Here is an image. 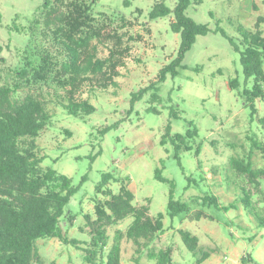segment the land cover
<instances>
[{
    "label": "rangeland",
    "instance_id": "rangeland-1",
    "mask_svg": "<svg viewBox=\"0 0 264 264\" xmlns=\"http://www.w3.org/2000/svg\"><path fill=\"white\" fill-rule=\"evenodd\" d=\"M68 1L51 0L45 6V0H0V86L13 80L15 70L23 66L27 45H35L36 35L44 43L46 18L66 11ZM156 1L161 0H98L93 5L98 18L116 13L148 22L154 47L142 48V61H133L123 71L119 86L92 97L96 110L91 114L81 118L67 113L52 100L46 85H27L15 94L19 99L28 93L43 99L52 120L37 138V151L45 156L42 166L67 174L72 184L80 187L66 208L70 215H65L60 224L66 237L77 239L78 243H65L58 237L39 239L41 264H91L84 257L92 238L86 215L95 220L96 200L109 198L103 192L97 193L104 172L114 175L106 188L118 193L123 179L135 193V205L149 204L151 216L165 213V231L153 246H172L174 264H197L196 256L182 240V228L198 235L202 249L210 251L202 264H264V228L250 219L239 199L240 187L252 185L230 168L233 157L249 156L256 167H264V152L253 149L250 140L254 134L261 140L263 134L257 117L251 120L250 108L245 106L246 77L241 54L228 39L232 37L239 43L240 25L255 29L259 17L263 18L259 28L264 32V0H191L188 15L207 23L210 32L197 37L185 55V67L178 68V75L169 74L158 91L149 89L132 106L133 94L156 78L160 68L177 56L180 46V34L170 27L171 15L150 18ZM164 1L171 8L177 2ZM218 27L220 30L216 31ZM97 45L106 55L111 42L104 40ZM234 78L240 82L237 88L230 86ZM252 82L250 79L249 87ZM155 92L159 95L156 100L152 97ZM258 106V115H263L264 103L258 101ZM173 111L178 116L172 115ZM190 121L198 128V135L192 140L194 149L181 151L177 158L171 141L161 143L162 135L169 122L172 133H185ZM104 127H109L106 133ZM199 144L201 153L196 156L195 147ZM157 168L174 182L175 198L191 205L189 214L173 218L167 215L171 183L155 177ZM189 178L194 180L187 187ZM210 192L221 204L232 202L236 208L224 212L214 206L204 207L201 200L193 202V197ZM201 208L210 217L195 219L194 212ZM131 221L128 216L107 225L108 245L95 264H105L114 237L119 231H126ZM121 246L122 263L135 264V257L139 256L137 245L124 237ZM249 256L253 260L244 263L242 258ZM154 262L146 253L139 259V264Z\"/></svg>",
    "mask_w": 264,
    "mask_h": 264
},
{
    "label": "trees",
    "instance_id": "trees-1",
    "mask_svg": "<svg viewBox=\"0 0 264 264\" xmlns=\"http://www.w3.org/2000/svg\"><path fill=\"white\" fill-rule=\"evenodd\" d=\"M98 0H69L66 11L54 18L47 17L43 31L44 43L37 41L35 45H27L23 55V66L15 70L13 80L0 86V264H41L42 256L37 241L39 239L58 237L65 243L77 244V239H69L63 233L61 220L70 215L66 208L74 193L80 188L72 184V178L53 167L42 166L45 156L38 153L37 138L46 126L51 123L52 114L43 99L32 93L21 99L15 94L25 86H48L52 100L67 113L84 118L96 110L92 97L100 91L119 86V78L130 64L142 61V48L154 47L150 41L153 31L148 22H141L138 17L129 18L121 14H103L98 18L93 13V5ZM45 0L44 5H50ZM191 0H177L171 8L164 0L156 1L150 12L151 19L170 17V27L181 36L177 56L164 64L156 78L146 87L135 92L132 106L142 98L149 89L158 91L159 85L166 81L168 75H178L179 67H185L183 60L191 50L199 35L208 34L211 30L207 23H200L187 13ZM55 8H52V12ZM262 17L256 28L240 25L242 35L238 43L228 37L231 44L241 54V64L246 77L244 87L245 106L250 108L251 120L257 117L263 138L258 140L256 134L250 136L253 149L264 152V114L258 115V101L264 103V32L259 28ZM53 26V28H51ZM218 27L216 31H219ZM225 36V31H221ZM111 42L105 55L97 42ZM96 41V42H94ZM94 42V43H93ZM252 79V85L248 82ZM238 78L231 79L230 86L237 88ZM153 93V99H158ZM133 109V108H132ZM171 112L175 117L177 113ZM185 133H172L169 122L161 138V143L168 141L174 146L175 156L181 151L193 150L192 140L198 135V128L192 126ZM103 133L109 130L104 127ZM202 146L195 147L199 156ZM230 168L242 174L252 188L240 187V202L250 219L264 228V167H256L252 157H233ZM111 172H104L97 185V193H105L108 199L96 200L97 218H86L92 227L90 247L85 248V260L95 264L102 259L108 245L107 225L132 217L126 231H119L114 237L105 264L122 263V239L132 240L136 245L135 264L146 253L154 264H174L173 248L156 249L153 243L159 234L165 231V213L157 216L149 213V204L135 205L134 191L122 180L118 193L106 188L113 179ZM155 177L163 182L171 183L167 215L172 218L178 214L191 212V205L175 198L174 182L163 175L157 168ZM189 184L194 179L189 178ZM193 202L204 207L214 206L228 212L235 209L236 204L223 205L218 197L210 192L205 196H195ZM195 219L210 217L203 209L193 214ZM185 246L196 256V263L202 264L210 255V251L202 249L198 235L187 229H179ZM243 257V262L253 258Z\"/></svg>",
    "mask_w": 264,
    "mask_h": 264
}]
</instances>
